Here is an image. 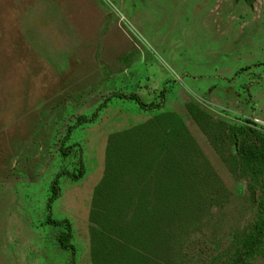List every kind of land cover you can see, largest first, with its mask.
Listing matches in <instances>:
<instances>
[{"label":"rangeland","instance_id":"rangeland-1","mask_svg":"<svg viewBox=\"0 0 264 264\" xmlns=\"http://www.w3.org/2000/svg\"><path fill=\"white\" fill-rule=\"evenodd\" d=\"M24 1L30 37L50 42L29 73L0 74V118H13L0 127V264H264V237L245 253L264 163L243 158L264 150V0ZM175 115L199 176L184 213L142 232L147 217L119 211L128 184L95 197L108 139Z\"/></svg>","mask_w":264,"mask_h":264},{"label":"trees","instance_id":"trees-1","mask_svg":"<svg viewBox=\"0 0 264 264\" xmlns=\"http://www.w3.org/2000/svg\"><path fill=\"white\" fill-rule=\"evenodd\" d=\"M122 97L136 100L142 107L145 106L136 94ZM150 105L153 106L152 103ZM189 109L194 114V108L189 106ZM154 119L155 122L148 124L150 128L143 124L144 130H140L142 127L139 126L109 136L106 161L110 175L103 181V186L101 184L95 190V197L99 194L103 201L105 199L109 202L116 194L120 182L126 184L122 187V192H126L128 184L132 198L130 200L126 198V203L123 201L119 204V211L130 214V217H133L131 213L138 215L141 221L143 217H147L140 224L142 232H145L144 229L148 231L150 222L158 226L161 224L158 219L166 220L181 209H184V213L187 210V195L197 183L192 180L199 176L195 167L191 168L189 164H193L192 159L196 161L200 158V153L181 118L175 115L166 121H161L158 117ZM77 120L85 122V117L79 116ZM243 151L246 163L252 160L264 163V150L244 148ZM81 174L80 169L77 176ZM52 190L54 198L55 187ZM132 235L136 236L135 233ZM263 237L264 219L256 226L254 237L249 240L245 253L250 254ZM69 239L67 225L66 232L59 236L62 248H72Z\"/></svg>","mask_w":264,"mask_h":264},{"label":"crops","instance_id":"crops-1","mask_svg":"<svg viewBox=\"0 0 264 264\" xmlns=\"http://www.w3.org/2000/svg\"><path fill=\"white\" fill-rule=\"evenodd\" d=\"M11 2L8 3L6 0H2V2H0V74L4 75L10 73L13 67H16L19 72L26 71L29 73L31 71V51L36 52L38 54V58L41 60L44 55V50L49 48L47 44L50 42L43 39L38 45L35 44L36 39L40 37V35H38L35 39L34 36H31L33 37V44H30L31 37L28 29H26L27 25L25 23L27 21L26 18L29 19V17H25L24 13L26 8L27 10L30 8V4L25 6L23 4L25 1L21 0L19 7L17 6V8L16 6H13ZM52 41L53 44H55V47L58 46L54 40ZM63 47V42H61L60 47L58 46L56 49L62 50ZM58 58H60V55H58ZM34 59H36V57H34ZM17 60L19 64L17 63ZM35 63L37 64L39 61H35ZM39 72V69H36V73ZM39 88H41L40 85ZM10 120L12 121L13 118H8V116L1 117L0 121H3V123H1L0 127L5 129L10 124L6 126L4 125V122L8 123Z\"/></svg>","mask_w":264,"mask_h":264}]
</instances>
